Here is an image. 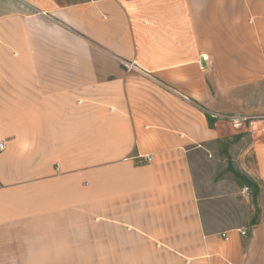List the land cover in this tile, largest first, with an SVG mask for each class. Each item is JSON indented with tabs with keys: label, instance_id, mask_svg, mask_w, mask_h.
Instances as JSON below:
<instances>
[{
	"label": "crops",
	"instance_id": "crops-1",
	"mask_svg": "<svg viewBox=\"0 0 264 264\" xmlns=\"http://www.w3.org/2000/svg\"><path fill=\"white\" fill-rule=\"evenodd\" d=\"M263 82L264 0H0V264H264Z\"/></svg>",
	"mask_w": 264,
	"mask_h": 264
},
{
	"label": "rangeland",
	"instance_id": "rangeland-1",
	"mask_svg": "<svg viewBox=\"0 0 264 264\" xmlns=\"http://www.w3.org/2000/svg\"><path fill=\"white\" fill-rule=\"evenodd\" d=\"M75 1H79V0H58V2L66 3V4L75 2ZM240 112H241V116L247 117L246 120L245 119L243 120L244 123L242 127L240 128L241 130H239L242 133H244V138L239 141H236L233 144L235 147V155L238 158H241L242 160H244L243 156H241L240 154H241V151L245 149L246 146L251 143V134H255L257 132H264V127L263 126L260 127L259 124L258 126H255L256 128L254 127V129L252 128L253 130H250L251 127L253 126L252 124L253 121L261 120V122H264V82L258 83L257 85L250 87V91L243 94V106L241 107ZM235 125H239V124L236 123ZM228 142H229L228 139L220 142L219 143L220 148L223 147L224 143L227 144ZM233 144L232 145L228 144L229 148L233 147ZM239 161L242 165L243 162L240 159ZM233 178L237 181V183L240 182L234 175H233ZM245 196L246 195H244L242 193V190L240 189L239 193L237 194V198L239 199V201H242V203L245 202L246 197H247ZM243 205L244 203L241 204V209H240L242 217L244 216V213L246 210Z\"/></svg>",
	"mask_w": 264,
	"mask_h": 264
},
{
	"label": "trees",
	"instance_id": "trees-1",
	"mask_svg": "<svg viewBox=\"0 0 264 264\" xmlns=\"http://www.w3.org/2000/svg\"><path fill=\"white\" fill-rule=\"evenodd\" d=\"M206 116H207V119L209 121L210 126H213L214 125V117L208 112L206 113ZM228 144H229V142L227 144L225 143V148L228 146ZM228 162H229V169L231 171H233L234 175L240 180V182L243 186H248L251 189V192L253 193V196L256 199V197L258 196V194L260 192L259 184L256 181H254L253 179H251L250 177H248L247 175H245V174L237 171L236 169H234L233 164H232V159L230 156H228Z\"/></svg>",
	"mask_w": 264,
	"mask_h": 264
},
{
	"label": "built area",
	"instance_id": "built-area-1",
	"mask_svg": "<svg viewBox=\"0 0 264 264\" xmlns=\"http://www.w3.org/2000/svg\"><path fill=\"white\" fill-rule=\"evenodd\" d=\"M207 58H208L207 55H203V59L207 60ZM235 124H236V123H235ZM5 149H6V144H5V142H4L2 139H0V152H2V151L5 150ZM250 192H251V189H250L248 186H245V187L242 189V193H243L244 195H249ZM242 234L245 235V234H246V231H243ZM225 238L227 239L228 237L226 236Z\"/></svg>",
	"mask_w": 264,
	"mask_h": 264
}]
</instances>
